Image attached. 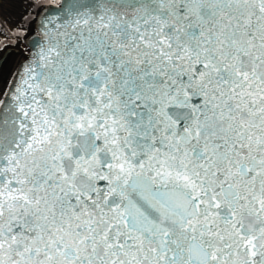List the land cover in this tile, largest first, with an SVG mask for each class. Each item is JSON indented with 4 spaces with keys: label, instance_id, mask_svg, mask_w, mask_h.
I'll return each instance as SVG.
<instances>
[{
    "label": "snow or ice",
    "instance_id": "obj_1",
    "mask_svg": "<svg viewBox=\"0 0 264 264\" xmlns=\"http://www.w3.org/2000/svg\"><path fill=\"white\" fill-rule=\"evenodd\" d=\"M0 88V264H264V0H62Z\"/></svg>",
    "mask_w": 264,
    "mask_h": 264
},
{
    "label": "bare ground",
    "instance_id": "obj_2",
    "mask_svg": "<svg viewBox=\"0 0 264 264\" xmlns=\"http://www.w3.org/2000/svg\"><path fill=\"white\" fill-rule=\"evenodd\" d=\"M41 8V2L35 0H0V88L27 52L26 37L34 31Z\"/></svg>",
    "mask_w": 264,
    "mask_h": 264
},
{
    "label": "water",
    "instance_id": "obj_3",
    "mask_svg": "<svg viewBox=\"0 0 264 264\" xmlns=\"http://www.w3.org/2000/svg\"><path fill=\"white\" fill-rule=\"evenodd\" d=\"M62 2V0H59L57 2H49L43 5V7L38 11L33 26L34 31L29 33L26 37V45H27V52H25L22 55L21 60L19 61L18 65L16 66V69L14 70L13 74L11 75V78L16 75L18 71H21V65H27L29 62V59L34 55L35 51H37V48L33 45L39 41L43 42V37L41 35L43 29L41 25L43 23H47L46 17L48 19H52L55 15H57V8L59 4ZM11 78L8 82L11 81Z\"/></svg>",
    "mask_w": 264,
    "mask_h": 264
},
{
    "label": "rangeland",
    "instance_id": "obj_4",
    "mask_svg": "<svg viewBox=\"0 0 264 264\" xmlns=\"http://www.w3.org/2000/svg\"><path fill=\"white\" fill-rule=\"evenodd\" d=\"M35 1H41V2H44L45 0H35ZM49 1H57V0H49ZM24 47H25V45H24ZM26 49V48H25Z\"/></svg>",
    "mask_w": 264,
    "mask_h": 264
}]
</instances>
